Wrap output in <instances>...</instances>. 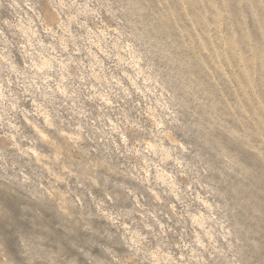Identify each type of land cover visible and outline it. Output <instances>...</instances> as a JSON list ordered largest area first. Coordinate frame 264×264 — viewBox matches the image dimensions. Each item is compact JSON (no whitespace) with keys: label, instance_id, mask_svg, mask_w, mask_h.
Wrapping results in <instances>:
<instances>
[{"label":"rangeland","instance_id":"obj_1","mask_svg":"<svg viewBox=\"0 0 264 264\" xmlns=\"http://www.w3.org/2000/svg\"><path fill=\"white\" fill-rule=\"evenodd\" d=\"M0 264H264V0H0Z\"/></svg>","mask_w":264,"mask_h":264}]
</instances>
